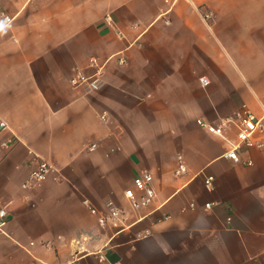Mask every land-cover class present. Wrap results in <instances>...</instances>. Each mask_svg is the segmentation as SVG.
<instances>
[{
	"label": "crops",
	"instance_id": "crops-1",
	"mask_svg": "<svg viewBox=\"0 0 264 264\" xmlns=\"http://www.w3.org/2000/svg\"><path fill=\"white\" fill-rule=\"evenodd\" d=\"M0 9L14 17L0 31V264H264V151L226 158L225 139L197 122L243 104L264 116V0H0ZM91 56L105 72L87 93L70 78L90 71ZM37 157L52 170L24 185ZM142 171L156 196L133 209L124 190ZM108 200L124 210L122 227L99 222Z\"/></svg>",
	"mask_w": 264,
	"mask_h": 264
},
{
	"label": "built area",
	"instance_id": "built-area-1",
	"mask_svg": "<svg viewBox=\"0 0 264 264\" xmlns=\"http://www.w3.org/2000/svg\"><path fill=\"white\" fill-rule=\"evenodd\" d=\"M202 18L208 21L211 14L208 10L202 11ZM14 17L3 9H0V31L8 28ZM168 22V19H165ZM121 60V58H120ZM90 71L85 73L77 70L70 78V83L74 87L82 88L84 92L97 91L103 81L105 72L104 64L98 60L96 56H91L88 61ZM200 82L207 85L209 80L206 76L200 77ZM100 117L106 120L107 116L103 112ZM197 122L202 125L208 132L222 136L225 139L226 147L223 151V156L233 161L239 162V152L242 148L256 147L264 151V116L257 117L253 115L243 104L239 109L235 110L232 114L222 117L218 123H208L202 119ZM232 125L235 130V138L231 139L225 135V128ZM7 127L4 119L0 118V133ZM2 145L7 146L8 141L2 142ZM92 144L90 147H94ZM179 164L176 173L185 170L182 157L178 156ZM251 160L245 161V164H251ZM51 164L40 157L36 158L35 165L29 173L24 185L36 184L44 180L51 172ZM213 176L207 175L204 178L205 185L212 187ZM124 196L128 200L133 209H139L149 206L155 199L156 191L153 186V176L148 171H142L133 178V185L124 190ZM87 202V200H85ZM191 206H195L191 202ZM205 208L210 207V203H205ZM107 213L99 215V222L104 224L109 221L115 227H122L125 219V212L122 208L117 206L113 201L108 200L106 203ZM92 212H96L94 207H91ZM8 213L6 207L0 204V229L7 222ZM38 264V263H33Z\"/></svg>",
	"mask_w": 264,
	"mask_h": 264
}]
</instances>
